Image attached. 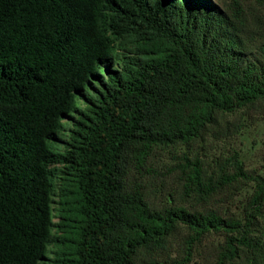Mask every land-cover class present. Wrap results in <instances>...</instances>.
Segmentation results:
<instances>
[{"label": "trees", "instance_id": "trees-1", "mask_svg": "<svg viewBox=\"0 0 264 264\" xmlns=\"http://www.w3.org/2000/svg\"><path fill=\"white\" fill-rule=\"evenodd\" d=\"M244 30L217 0H0V264H187L209 232L212 264H264L263 175L178 159L199 201L251 184L224 217L154 207L134 174L264 100V36L247 49Z\"/></svg>", "mask_w": 264, "mask_h": 264}, {"label": "rangeland", "instance_id": "rangeland-1", "mask_svg": "<svg viewBox=\"0 0 264 264\" xmlns=\"http://www.w3.org/2000/svg\"><path fill=\"white\" fill-rule=\"evenodd\" d=\"M218 4L243 24V36L247 49L255 46L264 36V0H241L240 7H232L230 0H217ZM252 39V40H251ZM251 40V41H250ZM198 158L205 166L213 168L217 161L235 156L243 169L264 176V100L246 105L230 113H217L215 120L195 141L172 147H158L147 160L141 174L134 173L142 186L144 197L154 207L182 205L190 210L211 208L221 216H241L242 206L251 192V184L240 190L220 191L207 201L187 195L177 168V161L183 155ZM145 168L148 173H145ZM172 196L169 198L168 194ZM263 217L254 226V234L260 236L264 230ZM181 228L170 238V257L180 260L183 249ZM223 235L219 232L205 234L192 248L187 264H212ZM181 256V257H180ZM141 258V257H140ZM162 261V260H160ZM143 264V263H139Z\"/></svg>", "mask_w": 264, "mask_h": 264}]
</instances>
